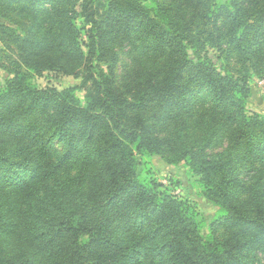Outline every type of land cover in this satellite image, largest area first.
I'll return each instance as SVG.
<instances>
[{
	"label": "trees",
	"instance_id": "16d2710c",
	"mask_svg": "<svg viewBox=\"0 0 264 264\" xmlns=\"http://www.w3.org/2000/svg\"><path fill=\"white\" fill-rule=\"evenodd\" d=\"M0 18V264H264V0H0ZM153 157L197 178L206 235Z\"/></svg>",
	"mask_w": 264,
	"mask_h": 264
},
{
	"label": "rangeland",
	"instance_id": "374dc122",
	"mask_svg": "<svg viewBox=\"0 0 264 264\" xmlns=\"http://www.w3.org/2000/svg\"><path fill=\"white\" fill-rule=\"evenodd\" d=\"M78 23L80 25V22ZM0 24L10 25L2 18H0ZM208 57L219 69L224 70L225 68L232 74L240 70V66L236 64L234 59L231 58L228 63H225L215 50H208ZM7 78V74L0 71V84H3ZM33 84L37 88L54 87L57 90H62L78 86L80 80L73 77H59L53 73H44L41 77L34 78ZM247 85L249 88L248 111L264 118V77L251 74L247 80ZM77 96L82 100V93L77 92ZM151 166L152 178L169 188L173 196L188 203L196 210L199 219L202 221L201 234L206 235L208 225L216 214V208L201 196L197 178L191 175L183 164L168 166L158 157L151 159Z\"/></svg>",
	"mask_w": 264,
	"mask_h": 264
}]
</instances>
